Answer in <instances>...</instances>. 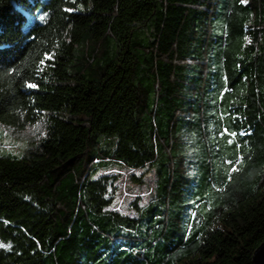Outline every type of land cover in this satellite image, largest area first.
<instances>
[{"label": "trees", "instance_id": "trees-1", "mask_svg": "<svg viewBox=\"0 0 264 264\" xmlns=\"http://www.w3.org/2000/svg\"><path fill=\"white\" fill-rule=\"evenodd\" d=\"M38 122L0 154V264H253L264 0H0V125ZM108 165L154 199L109 209Z\"/></svg>", "mask_w": 264, "mask_h": 264}, {"label": "rangeland", "instance_id": "rangeland-1", "mask_svg": "<svg viewBox=\"0 0 264 264\" xmlns=\"http://www.w3.org/2000/svg\"><path fill=\"white\" fill-rule=\"evenodd\" d=\"M43 134L42 122L21 131L0 125V154L20 155ZM103 174L112 175L116 179V192L108 207L111 210L133 216L137 206L146 205L154 199L155 177L149 168L129 169L119 165H108L99 168L94 177Z\"/></svg>", "mask_w": 264, "mask_h": 264}, {"label": "water", "instance_id": "water-1", "mask_svg": "<svg viewBox=\"0 0 264 264\" xmlns=\"http://www.w3.org/2000/svg\"><path fill=\"white\" fill-rule=\"evenodd\" d=\"M253 264H264V241L254 250L252 256Z\"/></svg>", "mask_w": 264, "mask_h": 264}, {"label": "snow or ice", "instance_id": "snow-or-ice-1", "mask_svg": "<svg viewBox=\"0 0 264 264\" xmlns=\"http://www.w3.org/2000/svg\"><path fill=\"white\" fill-rule=\"evenodd\" d=\"M44 19V17L42 16L41 17V20H43ZM45 58L46 59H52V57L50 56V55H48V54H45ZM42 63H44V61H42ZM27 87H29V88H35V87H37V85H35V84H33V83H28L27 84ZM222 135H231V136H235L236 135V133H229V130L227 129V128H225L224 129V132L222 133ZM230 143H231V141H230ZM237 169L236 168H233V171H236ZM8 247H11V245H8Z\"/></svg>", "mask_w": 264, "mask_h": 264}]
</instances>
